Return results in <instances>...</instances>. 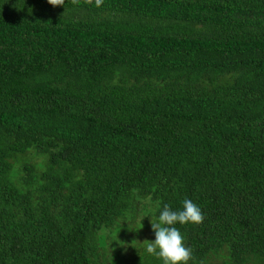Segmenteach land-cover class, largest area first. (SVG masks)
I'll list each match as a JSON object with an SVG mask.
<instances>
[{
    "label": "trees",
    "instance_id": "16d2710c",
    "mask_svg": "<svg viewBox=\"0 0 264 264\" xmlns=\"http://www.w3.org/2000/svg\"><path fill=\"white\" fill-rule=\"evenodd\" d=\"M185 199L188 264H264V0H0V264H163Z\"/></svg>",
    "mask_w": 264,
    "mask_h": 264
},
{
    "label": "clouds",
    "instance_id": "9594fccd",
    "mask_svg": "<svg viewBox=\"0 0 264 264\" xmlns=\"http://www.w3.org/2000/svg\"><path fill=\"white\" fill-rule=\"evenodd\" d=\"M47 3L53 7L64 6L65 0H47ZM85 3L91 5L93 0H85ZM94 4L96 8H100L104 0H94ZM203 220L201 209L190 199L183 201V209L180 211H172L168 205H165L159 213L158 221L151 222L155 238L147 244V253L162 259L163 264H188L192 252L185 246L183 236L175 225L177 223L198 225Z\"/></svg>",
    "mask_w": 264,
    "mask_h": 264
}]
</instances>
